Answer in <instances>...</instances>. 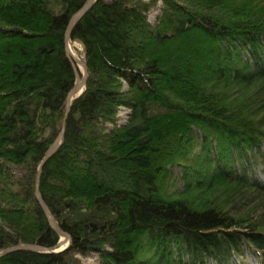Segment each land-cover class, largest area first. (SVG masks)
<instances>
[{
    "label": "trees",
    "instance_id": "trees-1",
    "mask_svg": "<svg viewBox=\"0 0 264 264\" xmlns=\"http://www.w3.org/2000/svg\"><path fill=\"white\" fill-rule=\"evenodd\" d=\"M84 2L0 0V250L59 239L34 190ZM71 39L39 180L70 244L0 264H264V0H96Z\"/></svg>",
    "mask_w": 264,
    "mask_h": 264
},
{
    "label": "water",
    "instance_id": "water-1",
    "mask_svg": "<svg viewBox=\"0 0 264 264\" xmlns=\"http://www.w3.org/2000/svg\"><path fill=\"white\" fill-rule=\"evenodd\" d=\"M95 1L96 0H85L82 6L79 9H77L75 12H73L67 21V25H66L65 32H64L65 52H66L67 57L71 60L73 64L75 80H74L72 87L67 92V95L65 98V111H64V116H63L62 123H61V128L59 132L57 133L56 137L53 139V141L48 145L43 157L39 161L38 168H37V174H36L35 190H34L36 201L38 205L40 206L41 210L43 211L49 226L58 234L59 239L56 243H54L51 246H42L39 244H22V243L8 246L0 250V257L8 253L14 252V251H34V252H40V253H57V252H61L65 250L70 244L69 235L61 230L56 220L51 216L40 194L39 180H40L42 166L44 165L45 161L53 154V152L59 147V145L61 144L63 140L65 122H66V119H67V116L70 110L71 100L81 93L86 83L88 70H87L85 60L83 59L84 76L82 80H80L79 79L80 75L75 65L78 62V59L71 57V49L69 47V41H71V31L73 27L76 25V23L81 19V17L85 14V12L91 7V5Z\"/></svg>",
    "mask_w": 264,
    "mask_h": 264
},
{
    "label": "rangeland",
    "instance_id": "rangeland-1",
    "mask_svg": "<svg viewBox=\"0 0 264 264\" xmlns=\"http://www.w3.org/2000/svg\"><path fill=\"white\" fill-rule=\"evenodd\" d=\"M158 12H159V9L156 7H153L148 13L149 20L153 22L157 16ZM71 40L73 42L74 50L77 52L79 57L84 59L82 43L77 39H74V40L71 39ZM124 107H126V106H124ZM121 111H123V113ZM126 111H127V113H126ZM126 111L122 108H119L117 115L119 116V112H121V114H124L125 118H126L128 112H129V108H127ZM261 158H259L260 163L255 168V175L264 181V155ZM174 174L175 175L179 174L178 168H174ZM180 184L181 183L179 182V186H180ZM78 258L80 259L81 264H99L98 255L96 253H90V254H87L85 256H78ZM252 262L254 263V261L252 259L247 258V261L244 260L245 264H252ZM254 264H256V263H254Z\"/></svg>",
    "mask_w": 264,
    "mask_h": 264
},
{
    "label": "bare ground",
    "instance_id": "bare-ground-1",
    "mask_svg": "<svg viewBox=\"0 0 264 264\" xmlns=\"http://www.w3.org/2000/svg\"><path fill=\"white\" fill-rule=\"evenodd\" d=\"M69 47L71 49V57L78 59V62L75 65H76V68H77V70L79 72V75H80L79 79L82 80V78L84 76L83 59L81 57H79V55L77 54V52L74 50L72 40L69 41Z\"/></svg>",
    "mask_w": 264,
    "mask_h": 264
},
{
    "label": "built area",
    "instance_id": "built-area-1",
    "mask_svg": "<svg viewBox=\"0 0 264 264\" xmlns=\"http://www.w3.org/2000/svg\"><path fill=\"white\" fill-rule=\"evenodd\" d=\"M122 109H124L125 111H126V107H124V106H122L121 107ZM122 113H123V111H121ZM121 112H119V119H121V120H124L125 119V115L124 114H121ZM126 113H127V111H126Z\"/></svg>",
    "mask_w": 264,
    "mask_h": 264
}]
</instances>
